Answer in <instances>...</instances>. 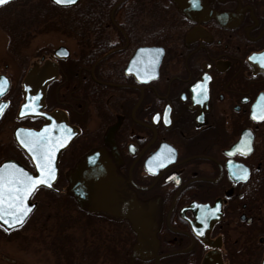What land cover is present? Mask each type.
<instances>
[{"label":"flooded vegetation","instance_id":"1","mask_svg":"<svg viewBox=\"0 0 264 264\" xmlns=\"http://www.w3.org/2000/svg\"><path fill=\"white\" fill-rule=\"evenodd\" d=\"M12 7L44 43L26 66L0 46V167L35 174L21 141L43 134L57 176L0 232L41 235V264H264V0Z\"/></svg>","mask_w":264,"mask_h":264},{"label":"snow or ice","instance_id":"2","mask_svg":"<svg viewBox=\"0 0 264 264\" xmlns=\"http://www.w3.org/2000/svg\"><path fill=\"white\" fill-rule=\"evenodd\" d=\"M55 2L58 4H70L73 3L74 0H55ZM5 3H7V0H0V5H4ZM4 83H6V81ZM3 91V85L0 84V94H3ZM0 111H2V109H0ZM253 119H257L255 114L253 115ZM259 119L264 120V112L261 113ZM27 135L28 137L36 136V139H25L22 140L21 143H23L30 152L36 153L35 158L38 161V168L41 171V176L38 179H33L26 173H23V170H17L19 175L9 173L5 176L4 172H0V220L13 227L22 225L27 212L30 210L24 206L26 198L38 185H48V182L52 179L53 173L51 158L55 148L49 146V140L44 137L43 134L37 135L28 133ZM242 147H247V144ZM246 177V170H244L243 175L237 176L238 179H246ZM6 191L7 196H5ZM5 199L8 201L7 209L4 207Z\"/></svg>","mask_w":264,"mask_h":264},{"label":"rangeland","instance_id":"3","mask_svg":"<svg viewBox=\"0 0 264 264\" xmlns=\"http://www.w3.org/2000/svg\"><path fill=\"white\" fill-rule=\"evenodd\" d=\"M20 11V10H19ZM16 7L6 8L0 10V29L6 34H2L3 38L7 37L6 40L0 38V46L3 45V49L7 46L10 47L12 43L20 48H25L17 56L18 65L26 66L29 60L38 55V51L41 45L44 43L42 39L36 33L37 23H26L24 13L19 12ZM9 23V26L8 24ZM12 27L10 28V26ZM20 30L21 27H24V35L28 32V36L25 38L22 37V34L12 35V30ZM11 33V34H10ZM48 41H50L48 39ZM2 43V44H1ZM4 51H7L6 49ZM0 55H3L0 50ZM16 61V60H15ZM16 61V62H17ZM7 61L6 57H0V67L5 65ZM25 65H22V64ZM40 195H42L40 193ZM29 240H19L15 242L5 241L4 237L0 235V264H41V246L38 245L36 238L38 236H29ZM35 239V240H34Z\"/></svg>","mask_w":264,"mask_h":264},{"label":"water","instance_id":"4","mask_svg":"<svg viewBox=\"0 0 264 264\" xmlns=\"http://www.w3.org/2000/svg\"><path fill=\"white\" fill-rule=\"evenodd\" d=\"M11 1H13V0H7V3L11 2ZM7 3H5V4H7ZM0 6H3V5H0ZM30 75L33 76L34 72L30 73ZM5 81H6V83H4L3 81L0 80V84H2V85L5 84L7 86L8 82H7V80H5ZM27 84H29L31 86L29 87V85H28L25 87V90H24L25 101H24L23 106L21 107L19 114L21 117H33V116L36 117V116H39V112L41 111V103H43V101H44L43 99H44L45 92L42 91V99H41V81H37L35 83V82H32L31 80H29V82H27ZM3 88H4V86H3ZM1 96H2V94H0V98H1ZM41 100H42V102H41ZM0 109H2V111H0V117H1V114L4 111V108H3V106H1V103H0ZM36 168H37L36 173L32 174L27 169L22 167L20 164L9 161V162L4 163L0 167V172H4L5 176H7L9 173H14L16 175H19V172L17 170H23V173H26L28 176L32 177L33 179H38L41 176V171L38 167H36ZM56 176H57V172L55 169V171L53 170L52 179L48 182V185H45V184L38 185L37 188L26 198V200L24 201V206L30 210L27 212V215H26L22 225H16L15 227H13V226H10L9 224L4 223L2 220H0V225L3 228H5L6 230H14L18 227H22L24 225V223L26 222V220L29 218V216L32 214V212L35 208V205H33L31 202L34 194L40 189L53 190L52 185L56 180V178H55ZM5 196H7V191L5 192ZM4 207L6 209L8 207L7 199H5Z\"/></svg>","mask_w":264,"mask_h":264},{"label":"trees","instance_id":"5","mask_svg":"<svg viewBox=\"0 0 264 264\" xmlns=\"http://www.w3.org/2000/svg\"><path fill=\"white\" fill-rule=\"evenodd\" d=\"M68 225H70V224L68 223ZM0 235H2L4 237L5 241H10L11 243L15 242V241H19V240H27V241L29 240L27 235H5L2 232H0ZM38 237L39 238H36V239H38L37 240L38 245L41 246V235H38Z\"/></svg>","mask_w":264,"mask_h":264}]
</instances>
